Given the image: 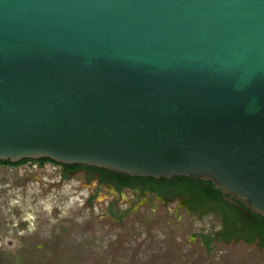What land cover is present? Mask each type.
Masks as SVG:
<instances>
[{"label":"water","instance_id":"95a60500","mask_svg":"<svg viewBox=\"0 0 264 264\" xmlns=\"http://www.w3.org/2000/svg\"><path fill=\"white\" fill-rule=\"evenodd\" d=\"M41 158L264 220V0H0V161Z\"/></svg>","mask_w":264,"mask_h":264},{"label":"rangeland","instance_id":"374dc122","mask_svg":"<svg viewBox=\"0 0 264 264\" xmlns=\"http://www.w3.org/2000/svg\"><path fill=\"white\" fill-rule=\"evenodd\" d=\"M85 169L36 161L0 165V264H264L256 241L207 246L220 207L116 190ZM236 206L229 199L222 198Z\"/></svg>","mask_w":264,"mask_h":264},{"label":"trees","instance_id":"16d2710c","mask_svg":"<svg viewBox=\"0 0 264 264\" xmlns=\"http://www.w3.org/2000/svg\"><path fill=\"white\" fill-rule=\"evenodd\" d=\"M30 160H20L12 163L9 161H0V165L14 166L25 163ZM38 165L49 162L47 159L41 158L36 160ZM64 171H74L77 169H86L89 172H98L100 174L99 182H109L116 190L122 188L144 190L153 193L157 197L170 199L173 196L184 195L186 199L184 204L192 210L193 204L200 201H208L218 204L220 207L221 230L215 234V237L208 235H200L204 246H207L211 240L227 242L229 240H242L246 244L256 241L258 247L264 245V220L257 215L250 213L242 205L223 196L209 182H202L185 177H172L170 179H153L128 177L118 173L110 172L104 169L86 167L82 165H60ZM229 199L236 206L229 205L222 198Z\"/></svg>","mask_w":264,"mask_h":264},{"label":"flooded vegetation","instance_id":"af4514ba","mask_svg":"<svg viewBox=\"0 0 264 264\" xmlns=\"http://www.w3.org/2000/svg\"><path fill=\"white\" fill-rule=\"evenodd\" d=\"M30 161H36V160H30ZM49 163V162H48ZM52 164V163H51ZM86 170V169H85ZM88 171V170H87ZM69 172H71V171H67V173H69ZM95 173H97L98 174V176H97V178L99 179L100 178V174L98 173V172H95ZM224 198V197H223ZM237 241H242V240H237ZM243 242V241H242Z\"/></svg>","mask_w":264,"mask_h":264}]
</instances>
